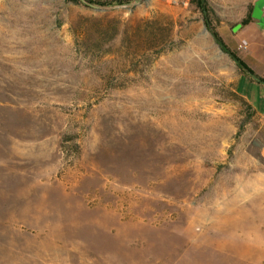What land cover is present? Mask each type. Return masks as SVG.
I'll return each mask as SVG.
<instances>
[{
    "label": "rangeland",
    "instance_id": "374dc122",
    "mask_svg": "<svg viewBox=\"0 0 264 264\" xmlns=\"http://www.w3.org/2000/svg\"><path fill=\"white\" fill-rule=\"evenodd\" d=\"M112 1L0 0L27 45L0 63V264H264L239 211L264 215V84L196 0ZM258 1L207 8L225 37Z\"/></svg>",
    "mask_w": 264,
    "mask_h": 264
},
{
    "label": "crops",
    "instance_id": "0c3cea01",
    "mask_svg": "<svg viewBox=\"0 0 264 264\" xmlns=\"http://www.w3.org/2000/svg\"><path fill=\"white\" fill-rule=\"evenodd\" d=\"M225 42L229 47L233 49L241 58H243L248 65L256 72L257 69L262 68L263 74H259L264 77V22L262 19L260 21H250L246 26L242 29L229 33L223 37ZM241 41H247L248 45L246 48H241ZM257 73V72H256ZM258 193V205L264 206V188H260L256 191ZM239 211L241 212H249L248 214H241V219H247L251 226L247 228V226L241 228V237L248 238L244 239L246 243L250 244L255 250L251 253H243L241 255V259H255V260H263L264 259V215H253L251 211V207L247 204H241L239 206ZM244 223V224H245ZM256 227L260 230V237L257 230H253ZM262 235V236H261ZM258 236V237H257Z\"/></svg>",
    "mask_w": 264,
    "mask_h": 264
},
{
    "label": "trees",
    "instance_id": "16d2710c",
    "mask_svg": "<svg viewBox=\"0 0 264 264\" xmlns=\"http://www.w3.org/2000/svg\"><path fill=\"white\" fill-rule=\"evenodd\" d=\"M129 1V0H128ZM112 2H119V3H123L124 0H113ZM196 2L198 3L199 7L203 10L204 12V20L205 23L207 25V27L209 28V30L213 33V35L215 36L216 40L220 43V45L223 47V49L228 52L233 59L237 62V64L240 66L241 70L243 72H245L246 74H249L253 79H257L258 82L263 83L264 84V77L258 75L249 65L248 63L241 58L235 51H233L225 42L224 38L222 37V35L220 34V32L213 26L212 21L210 19V15L208 13V8H207V3L208 0H196ZM248 21L245 22V24H247Z\"/></svg>",
    "mask_w": 264,
    "mask_h": 264
},
{
    "label": "bare ground",
    "instance_id": "6f19581e",
    "mask_svg": "<svg viewBox=\"0 0 264 264\" xmlns=\"http://www.w3.org/2000/svg\"><path fill=\"white\" fill-rule=\"evenodd\" d=\"M24 44L21 43L19 45H16V42H12L9 45V48L8 47L5 48L6 50L0 47V50L2 52L0 53V63L14 65L18 61L25 60L27 56L26 55L27 45H24Z\"/></svg>",
    "mask_w": 264,
    "mask_h": 264
},
{
    "label": "water",
    "instance_id": "95a60500",
    "mask_svg": "<svg viewBox=\"0 0 264 264\" xmlns=\"http://www.w3.org/2000/svg\"><path fill=\"white\" fill-rule=\"evenodd\" d=\"M257 3L258 5L254 11V16L257 18H261L263 15L262 7L264 6V0H259Z\"/></svg>",
    "mask_w": 264,
    "mask_h": 264
},
{
    "label": "built area",
    "instance_id": "2783aa9c",
    "mask_svg": "<svg viewBox=\"0 0 264 264\" xmlns=\"http://www.w3.org/2000/svg\"><path fill=\"white\" fill-rule=\"evenodd\" d=\"M247 45H248V42H247V41H245V42H243V43L240 45V47H241V48H246V47H247Z\"/></svg>",
    "mask_w": 264,
    "mask_h": 264
}]
</instances>
